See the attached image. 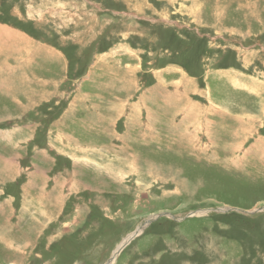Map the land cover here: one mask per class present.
I'll return each instance as SVG.
<instances>
[{
  "label": "rangeland",
  "instance_id": "obj_1",
  "mask_svg": "<svg viewBox=\"0 0 264 264\" xmlns=\"http://www.w3.org/2000/svg\"><path fill=\"white\" fill-rule=\"evenodd\" d=\"M139 228L115 264H264V0H0V264Z\"/></svg>",
  "mask_w": 264,
  "mask_h": 264
},
{
  "label": "bare ground",
  "instance_id": "obj_2",
  "mask_svg": "<svg viewBox=\"0 0 264 264\" xmlns=\"http://www.w3.org/2000/svg\"><path fill=\"white\" fill-rule=\"evenodd\" d=\"M140 230H139V233H138V231L136 232V233H134L133 235H132V237L129 239H127V240H125L124 242H122V244L117 248V250L115 251V255L110 259V261L108 262V264H115V262H116V260H117V258L119 257V254L128 246L127 244H130L131 243V239L133 240V238H135V237H137L139 234H141L140 232H142L143 230H142V228H139ZM127 245V246H126ZM126 246V247H125ZM125 247V248H124Z\"/></svg>",
  "mask_w": 264,
  "mask_h": 264
},
{
  "label": "water",
  "instance_id": "obj_3",
  "mask_svg": "<svg viewBox=\"0 0 264 264\" xmlns=\"http://www.w3.org/2000/svg\"><path fill=\"white\" fill-rule=\"evenodd\" d=\"M217 212H227V211H229L228 209L227 210H216ZM259 211H261V210H259ZM259 211H253V212H244V213H247V214H254V213H256V212H259ZM161 215H159V216H157L156 218H159ZM190 216V215H189ZM187 217V216H186ZM186 217H183L182 219H184V218H186ZM155 218V219H156ZM181 219V220H182ZM154 220V219H153ZM153 220H150L148 223H151ZM136 233V232H135Z\"/></svg>",
  "mask_w": 264,
  "mask_h": 264
},
{
  "label": "crops",
  "instance_id": "obj_4",
  "mask_svg": "<svg viewBox=\"0 0 264 264\" xmlns=\"http://www.w3.org/2000/svg\"><path fill=\"white\" fill-rule=\"evenodd\" d=\"M1 92H2V91H1ZM2 93L4 94V96H5V95H8L7 93H5V91H3Z\"/></svg>",
  "mask_w": 264,
  "mask_h": 264
}]
</instances>
